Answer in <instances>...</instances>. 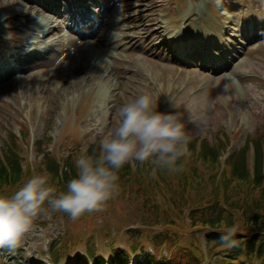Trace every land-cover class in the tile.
I'll use <instances>...</instances> for the list:
<instances>
[{
    "label": "rangeland",
    "instance_id": "rangeland-1",
    "mask_svg": "<svg viewBox=\"0 0 264 264\" xmlns=\"http://www.w3.org/2000/svg\"><path fill=\"white\" fill-rule=\"evenodd\" d=\"M23 1L35 6L33 0ZM101 1L105 11L94 32L73 35L64 22L61 27L53 21L50 32H58L43 38L31 25L15 23L10 29L6 14L16 11L15 0L0 2V154L15 132L23 166L28 162L36 169L43 156L31 150L24 131L32 141H42L51 157L63 160L75 147L82 151L92 145V137L107 136L119 107L142 94L159 98L158 111L178 112L192 140L212 141L218 130H235L237 148L246 132L264 130V0H201L205 10L199 19L196 0ZM125 200L93 217L90 226L86 220L64 222L39 213L34 220L46 226L34 223L14 251L0 249L2 264L46 262L50 246L61 247L68 233L91 238L105 258L114 241L124 250L131 243L126 231L144 229L136 223L141 207ZM145 252L157 256L152 240ZM85 253L83 242L75 254ZM135 256L132 263L142 255Z\"/></svg>",
    "mask_w": 264,
    "mask_h": 264
},
{
    "label": "trees",
    "instance_id": "trees-1",
    "mask_svg": "<svg viewBox=\"0 0 264 264\" xmlns=\"http://www.w3.org/2000/svg\"><path fill=\"white\" fill-rule=\"evenodd\" d=\"M214 137L212 141L199 138L190 140L188 154L179 162L184 169L181 173H169L150 162L143 165L138 162L126 164L119 173L118 192L107 202L105 209L85 213L75 220H86L90 226L93 217L106 213L108 208H116L120 203L125 204V199L141 207L138 210L142 214L139 218L137 216L136 223L144 229L136 227L126 231L131 243L124 250L118 249L115 241L109 245L106 253L110 264H129L128 254L142 255V260L136 264H155L157 261L167 264L168 260H171L170 264H203L204 261L205 264H264V130L251 135L247 133L243 144L229 152L224 165L220 158L228 152L233 134L218 130ZM17 140L12 134L0 154V196L10 197L36 175H48L49 184L57 194L66 191L67 182L76 176L74 162L81 148L75 147L67 158L60 160L51 157L49 152L42 149L43 142L37 141L35 150L43 157L34 169L28 162L23 166L25 160L19 155L22 150ZM250 145L253 149L252 159ZM87 150L89 154L95 152L98 155L99 140ZM136 172L137 176H134ZM208 186H211V190L206 189ZM246 187L252 190L249 194L245 192ZM158 197L167 207H163L161 201L157 203ZM46 212L54 219L73 221L66 213L53 211L47 203L40 213L44 215ZM34 223L46 226L41 220ZM232 226L238 228V246L228 248L221 243L219 236ZM159 228H163L162 233L157 231ZM186 233L191 235L190 239L184 237ZM201 235L206 242L205 247L200 243ZM150 240L158 257L145 252V245ZM83 242L87 257L75 254ZM164 251H167L165 255ZM71 258V264H106L93 240L86 239L82 234L68 233L61 247L57 248L55 244L51 246V260L55 264L61 259Z\"/></svg>",
    "mask_w": 264,
    "mask_h": 264
},
{
    "label": "clouds",
    "instance_id": "clouds-1",
    "mask_svg": "<svg viewBox=\"0 0 264 264\" xmlns=\"http://www.w3.org/2000/svg\"><path fill=\"white\" fill-rule=\"evenodd\" d=\"M159 98L142 94L123 103L116 126L99 140L98 155L83 149L75 160L76 176L57 194L48 175H36L10 197L0 196V249L14 251L45 203L73 221L85 213L101 212L119 189L120 170L131 162H150L169 173L183 172L179 163L188 154L190 136L178 113L158 111ZM90 143H96L92 137ZM238 228L219 236L228 248L238 246Z\"/></svg>",
    "mask_w": 264,
    "mask_h": 264
},
{
    "label": "bare ground",
    "instance_id": "bare-ground-1",
    "mask_svg": "<svg viewBox=\"0 0 264 264\" xmlns=\"http://www.w3.org/2000/svg\"><path fill=\"white\" fill-rule=\"evenodd\" d=\"M0 2H2V0H0ZM14 4H17V5H21V6H25V7H27L24 3H22V2H20V1H18V0H15V3ZM7 7V6H6ZM27 9H29V10H31V9H34L33 7H27ZM15 12H19V11H15ZM7 13H10V12H7ZM21 13H23V12H21ZM37 13L39 14V11H37ZM10 15L11 16H17L16 14H13V13H10ZM6 16H8L7 14H6ZM19 18V17H18ZM16 21H21V19L19 18V19H17ZM36 28L38 29V31H40V29H42V28H40L38 25H36Z\"/></svg>",
    "mask_w": 264,
    "mask_h": 264
}]
</instances>
